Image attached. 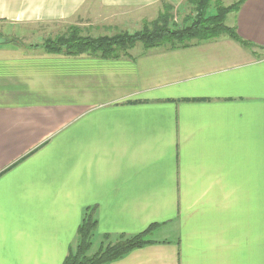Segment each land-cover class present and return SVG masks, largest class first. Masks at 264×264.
Segmentation results:
<instances>
[{"label":"crops","instance_id":"1","mask_svg":"<svg viewBox=\"0 0 264 264\" xmlns=\"http://www.w3.org/2000/svg\"><path fill=\"white\" fill-rule=\"evenodd\" d=\"M162 1L0 0V264H62L90 210V253L154 226L108 264H264V0L225 19L252 47L224 34L111 59L42 47L52 19Z\"/></svg>","mask_w":264,"mask_h":264},{"label":"trees","instance_id":"2","mask_svg":"<svg viewBox=\"0 0 264 264\" xmlns=\"http://www.w3.org/2000/svg\"><path fill=\"white\" fill-rule=\"evenodd\" d=\"M195 0V11L183 18L182 24L173 21L170 7L149 22H144L141 29L128 32L119 31L113 35H91L75 25L45 39L43 49L48 54L65 56L88 55L100 58H119L129 56L136 44H141L143 50L152 48L174 49L197 44L202 41L227 35L244 47H252L242 41L236 34L235 27H228L225 19L228 13L236 12L244 0L224 6L218 1ZM154 226L133 234H119L115 239L103 234V242L99 248L90 253L92 237L97 228L93 211H87L77 228V244L74 250H69L62 264H108L117 260L133 249L152 243L147 235Z\"/></svg>","mask_w":264,"mask_h":264},{"label":"rangeland","instance_id":"3","mask_svg":"<svg viewBox=\"0 0 264 264\" xmlns=\"http://www.w3.org/2000/svg\"><path fill=\"white\" fill-rule=\"evenodd\" d=\"M167 5L170 7L169 10H171L173 21L178 25L182 24L183 18L185 16L191 15L195 11V0H163L157 5L156 8L155 6H153V8L148 7L147 12L146 10H142L139 12L140 14H133V17H131L130 13L129 16H125L122 18L119 17L109 19H52V21L50 22V30L57 31L58 34H60L65 30L66 27L75 25L83 29L84 32L86 31L94 36L113 35L119 32L118 29H120V31L128 30L131 33L133 31L141 29L144 22L151 21L156 14V9L159 8L160 12H163L166 9ZM126 14L128 15V13ZM54 36L55 33H52L51 37ZM31 42H38V40L35 38V40ZM0 45L2 44L0 43ZM96 242L97 241L95 240L94 245L96 244Z\"/></svg>","mask_w":264,"mask_h":264},{"label":"water","instance_id":"4","mask_svg":"<svg viewBox=\"0 0 264 264\" xmlns=\"http://www.w3.org/2000/svg\"><path fill=\"white\" fill-rule=\"evenodd\" d=\"M6 41V39L5 38H3V37H0V43H3V42H5Z\"/></svg>","mask_w":264,"mask_h":264}]
</instances>
